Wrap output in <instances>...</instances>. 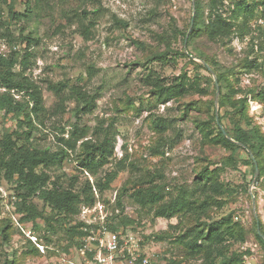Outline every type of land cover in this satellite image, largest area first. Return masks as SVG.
<instances>
[{"label": "rangeland", "instance_id": "obj_1", "mask_svg": "<svg viewBox=\"0 0 264 264\" xmlns=\"http://www.w3.org/2000/svg\"><path fill=\"white\" fill-rule=\"evenodd\" d=\"M10 1L17 11H26L28 5L35 4L34 0H8V3ZM195 1L49 0V5H42L35 10L33 18L11 22L0 28V55L9 56L15 52L19 53L18 57L21 59L25 51L33 52L31 63L27 67L18 63L15 70L37 83L43 93L46 111L33 118L34 125L38 127L32 136L34 145L54 151L63 146L58 137L63 136L60 130L64 126L66 133L73 123L87 130V136L78 141L75 151L68 150L70 156L64 161L62 168L47 169L52 176L64 174L62 180L66 181L72 175H79V183L86 178L95 183L124 155H128V162L134 163V166L128 165L127 169L120 172L110 189L101 194L96 186L94 188L110 214L135 220L129 226L136 235L141 253L155 257L152 264L206 263L200 257H185L184 251L172 243L169 234L175 231L169 228V223L178 224L179 218H156L149 208H141L128 195L123 196L122 206H117V196L123 185L131 181L128 187H132L144 175L147 177V173L160 172L162 176L156 178V183L165 185L166 194H176L178 187L194 186L200 169L205 166L221 167L231 155L235 162L224 165L220 179L237 192L223 196L225 204L214 210L212 219L234 213L235 220L241 221L248 229V238L244 243H235L232 249L250 250L251 254L245 256L244 264H264V249L254 234L255 221L264 223L263 178L258 180L259 170L255 178L251 165L244 163L243 159L248 157L247 149H240L233 154L221 145L209 143L203 139L202 133L194 124L197 117L208 118L207 106L210 100H215V110H218L216 90L211 87L207 96L192 92L179 100L158 104L150 87L143 82L152 66L167 77L178 76L187 71L188 75L199 73L214 80L209 69L196 68L188 58L179 53L182 49L189 53V49L194 52L192 56L201 53L217 61L219 69L226 74L230 83L242 91L237 94L238 98L251 89L259 91L264 86V19L253 20L255 30L244 37L233 34L213 41L203 34L188 46L184 42L183 32H189L193 27ZM201 1L205 6L210 0ZM231 1L224 0L225 6L222 9L227 15ZM0 3L4 7L3 16L7 19L9 5L3 4L2 0ZM87 16L94 23L90 27L89 37L85 38L80 28L82 19L83 23L88 24V19H85ZM22 33H30L36 37L29 48L22 41ZM11 40L13 41L10 42ZM167 49H170V56L175 57L176 63L161 66L157 62H147L155 52ZM193 59L209 65L217 76L218 71L204 58L194 56ZM251 62L258 66L251 65ZM61 81L70 85L79 83L83 90L93 96V111L78 118L76 109L81 103L70 96L65 102V112L56 113L58 98L48 89V85ZM248 96V115L252 123L260 126L264 132V103L254 100L251 94ZM19 98L24 97L19 95ZM195 102H199L202 110L189 108L184 115L186 104ZM152 115L165 117L171 125L164 135L168 144L162 148V155H154L151 150L159 139L150 121ZM15 129L17 116L4 115L0 111V138L5 131ZM102 131H107L115 140L114 156L97 175L88 176L78 168L77 158L80 156L81 145L87 139L98 141ZM65 137L68 135L65 134ZM18 140L19 144L24 142V138L19 137ZM12 193L13 185L0 177V264H4L6 260L14 261V264L84 263L80 247L71 245L65 226L55 223V231L46 234L51 239L48 242L41 234L43 230L35 231L31 222L21 223L19 216L8 205ZM39 206L43 207L40 201ZM9 222V239L5 240L2 232ZM165 231L169 234H165ZM160 234L167 237L159 238ZM32 245L39 249V253L32 251ZM117 264L135 263L120 256Z\"/></svg>", "mask_w": 264, "mask_h": 264}, {"label": "trees", "instance_id": "obj_2", "mask_svg": "<svg viewBox=\"0 0 264 264\" xmlns=\"http://www.w3.org/2000/svg\"><path fill=\"white\" fill-rule=\"evenodd\" d=\"M34 1L35 4L28 5L26 11H17L14 9L12 1L8 3V0H2L3 4L9 5V11L7 19H5L3 16L4 7L0 3V28L8 26L11 22L29 20L33 18L37 8L49 5V0ZM195 5L193 27L189 32H183L184 42L188 46H191L192 41L203 34L213 41L230 37L233 34L244 37L246 34H252L255 30L252 24L253 20L264 19V0H232L228 15L222 9L225 6L224 0H210L205 6L201 0H196ZM207 9L208 11H206ZM85 19L87 20L88 16ZM87 22L88 24L83 23L82 19L80 28V32L85 38L89 37L90 27L94 23L92 19H88ZM21 36L28 48L36 39L30 33L25 35L22 33ZM10 37L11 35H9V40ZM169 51L170 49L155 52L147 62H157L161 66H168L170 62L176 63L175 57L170 56L171 52L169 53ZM188 51L189 53H186L185 49H182L179 53L188 58L196 68L208 70L205 64L192 58V54H194L192 50L188 49ZM18 54L14 52L9 56L0 55V84L9 90L0 93V111L4 112V115L17 116V129L5 131L0 138V177L13 185V193L9 196L8 205L19 216L21 223L31 222L35 231L42 232L43 230L41 234L48 242L51 239L46 234L55 231L54 224L56 223L65 226L68 240L72 242L71 245L81 247L82 239L88 234L83 229L86 225L85 222L78 217L82 206L95 204L97 200L95 186L102 194L111 188L120 172L127 169L128 165L134 166V163L128 162V155H124L95 183H92L88 178L79 183V175H72L66 181L62 180L64 174L52 176L47 169L62 168L64 161L70 156L68 150L75 151L78 141L87 136V130L77 123H73L71 129L66 133V126H64L60 130L63 136L58 137L63 146L54 151L32 143L33 132L38 128L34 125L33 118L45 112L46 108L39 85L15 70L18 63L27 67L31 63L33 52L25 51L21 59ZM196 55L194 56L204 58L214 66L216 72L218 71L221 91L218 102L219 122L224 126L228 135L223 132L217 122L214 99L210 100L209 106H207L208 118L197 117L194 119L196 128L202 133L203 139L208 140L209 143L221 145L231 150L233 154L240 149H247L248 157L243 159L244 163L251 165L254 175L256 171L255 159L259 170L258 180L263 178L264 182V132L260 126L252 123V119L248 115V95L251 94L254 100L264 103V86L259 91L251 89L247 94H242L238 98L237 94L242 91L230 83L226 74L219 69L218 62L201 53ZM251 65L254 63L251 62ZM143 82L150 87L158 104L179 100L192 92L207 96L211 92V87L216 90L215 84L212 85L214 80L211 77L199 73L192 76L188 75L187 71H183L178 76L167 77L161 75L153 66L149 68ZM48 89L53 91L58 98L55 107L56 113L65 112V102L72 96L81 103V106L76 109L78 118L81 119L94 109V97L83 90L79 83L74 85L63 81L50 83ZM12 90L24 98L16 97L11 92ZM198 103L186 104L184 115L187 114L189 108L201 111L202 106ZM225 120H227L226 123ZM150 121L159 135L157 143L151 147V150L154 155H162L164 153L162 148L168 144L164 135L171 125L161 115H152ZM65 134L68 137H65ZM19 137L24 138L22 144H19ZM81 147L80 156L77 158L78 168L88 176L90 174L97 175L114 156L115 140L109 136L107 131H102L98 141L87 139ZM234 162L235 158L231 155L224 165ZM224 165L215 168L203 167L198 171L193 187H178L176 194L169 192L168 195L164 191L165 185L156 183V178H161V173H147V177L140 176L142 179L134 182L132 187H128L131 181H127L117 196L116 204L119 207L122 206L123 196L128 195L141 208H149L156 218H179L178 224L169 223V228L175 232L169 234L165 231V234L171 235L172 243L184 251L185 257H200L206 264H244L245 256L251 254L250 250L237 251L232 247L235 243H244L247 240L248 229L241 221L235 220L234 213L212 219L214 210L220 209L225 204L223 196L237 192L220 179L221 173L225 169ZM242 188L245 189V186ZM130 190L131 193H129ZM39 201L43 203L42 208L39 206ZM111 221L109 227L114 231H126L130 227L129 225L135 222V220L122 217L119 214H112ZM10 222L3 228L2 234L5 240L9 239L7 229L11 226ZM254 234L264 249L263 222L255 221ZM165 237L159 235V238L164 239ZM32 251L39 253V249L35 245H32ZM4 264H14V261L6 260ZM135 264L143 263L140 259Z\"/></svg>", "mask_w": 264, "mask_h": 264}, {"label": "built area", "instance_id": "obj_3", "mask_svg": "<svg viewBox=\"0 0 264 264\" xmlns=\"http://www.w3.org/2000/svg\"><path fill=\"white\" fill-rule=\"evenodd\" d=\"M0 91L9 90L5 86H0ZM11 92L19 97L14 90ZM94 191L97 198L95 204L83 205L78 216L85 222L83 229L88 232L82 239L80 247L83 264H117L120 256L126 257L132 263L141 259L143 264H152L155 257L141 253L131 227L126 231H114L109 227L112 214L95 188Z\"/></svg>", "mask_w": 264, "mask_h": 264}, {"label": "water", "instance_id": "obj_4", "mask_svg": "<svg viewBox=\"0 0 264 264\" xmlns=\"http://www.w3.org/2000/svg\"><path fill=\"white\" fill-rule=\"evenodd\" d=\"M192 57L194 58V56H192ZM207 67H208L209 71L212 73V75L214 76V81H215V85H216V92H217V94H216V105L218 106L219 96H220V85H219V82H218L217 76L215 75L214 70L209 65H207ZM216 117H217V122L220 124L218 110L216 111ZM220 127L222 128L223 132L226 135H228L226 130H225V128H224V126L222 124H220ZM254 161H255V165H256V171H255V178H256V176L258 174V166H257V162H256L255 159H254Z\"/></svg>", "mask_w": 264, "mask_h": 264}]
</instances>
